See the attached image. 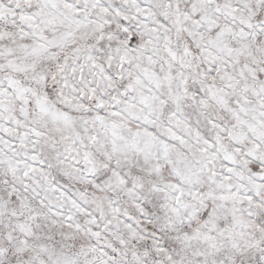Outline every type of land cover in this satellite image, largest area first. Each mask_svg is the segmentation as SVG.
I'll return each instance as SVG.
<instances>
[{"label": "snow or ice", "instance_id": "snow-or-ice-1", "mask_svg": "<svg viewBox=\"0 0 264 264\" xmlns=\"http://www.w3.org/2000/svg\"><path fill=\"white\" fill-rule=\"evenodd\" d=\"M0 264H264V0H0Z\"/></svg>", "mask_w": 264, "mask_h": 264}]
</instances>
